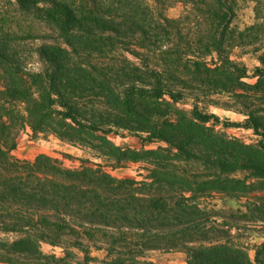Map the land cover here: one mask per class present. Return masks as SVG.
<instances>
[{
	"label": "trees",
	"instance_id": "16d2710c",
	"mask_svg": "<svg viewBox=\"0 0 264 264\" xmlns=\"http://www.w3.org/2000/svg\"><path fill=\"white\" fill-rule=\"evenodd\" d=\"M153 2L0 0V264H155L148 252L264 264V242L252 260L211 204L236 200L230 216L262 224L264 238V52L251 77L231 60L249 30L233 36L234 0H179L174 19L168 0ZM199 104L243 115L258 140L217 131ZM26 126L146 174L13 159ZM119 131L165 146L123 149L109 139ZM44 243L63 255L44 254Z\"/></svg>",
	"mask_w": 264,
	"mask_h": 264
},
{
	"label": "rangeland",
	"instance_id": "374dc122",
	"mask_svg": "<svg viewBox=\"0 0 264 264\" xmlns=\"http://www.w3.org/2000/svg\"><path fill=\"white\" fill-rule=\"evenodd\" d=\"M143 1L148 7L155 9L153 0ZM168 1L164 12L165 16L170 19L179 17L183 11L179 0ZM247 28L249 30L245 32L243 41L239 38L233 39V45L230 48V58L244 65L247 68L248 76L251 77L254 74L255 67L260 65L257 58L264 52V0H234V17L231 23V32L233 36H236L237 32H244ZM241 41L243 43L239 45ZM255 81L256 79L252 78L246 80V82L251 84L255 83ZM198 107L206 114L214 115L218 118V123L210 122V125H214L217 131L229 137L241 139L246 143L258 140L254 136L253 131L240 126L245 119L243 115L207 104H199ZM179 108L190 110L192 102H183L179 104ZM118 134L110 135L109 139L115 146L123 149L150 151L160 146H165L163 143L144 141L146 138L145 134H135L128 131H119ZM41 155L58 161L62 168L70 170L80 168L84 161L88 162V165L97 164L102 167L103 171L117 179L134 178L141 180L140 175L146 174L142 164L128 163L122 167L114 168L113 162L99 156L93 150L62 142L50 133L34 136L30 127L26 126L25 129L19 131L15 139V148L10 152V156L19 161L32 162ZM238 176L243 177V174H238ZM211 204L215 205L216 210L221 212V216L225 218H219L218 222H227L238 228L231 231V236L237 244L247 249L251 259L254 260L256 251L264 242L262 224L247 222L239 217H231L230 214L235 213L239 208V203L234 199L217 198ZM6 236L9 238L15 237L14 235ZM41 251L44 254H54L57 257L63 255L60 248L52 247L46 243L41 245ZM93 255L100 258L103 257L102 253H94ZM143 260L155 264H185L187 255L183 252H148L144 255Z\"/></svg>",
	"mask_w": 264,
	"mask_h": 264
},
{
	"label": "crops",
	"instance_id": "0c3cea01",
	"mask_svg": "<svg viewBox=\"0 0 264 264\" xmlns=\"http://www.w3.org/2000/svg\"><path fill=\"white\" fill-rule=\"evenodd\" d=\"M259 66V65H258Z\"/></svg>",
	"mask_w": 264,
	"mask_h": 264
}]
</instances>
